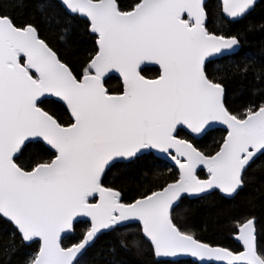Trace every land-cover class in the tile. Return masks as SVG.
I'll return each mask as SVG.
<instances>
[{
  "label": "snow or ice",
  "instance_id": "1",
  "mask_svg": "<svg viewBox=\"0 0 264 264\" xmlns=\"http://www.w3.org/2000/svg\"><path fill=\"white\" fill-rule=\"evenodd\" d=\"M261 3L221 0L219 20L241 25ZM26 7L25 0H0V222L11 226L5 247L27 249L22 264H80L102 236L115 234L116 245L147 250L154 264H264L254 216L235 223L240 250L205 242L178 220L186 200L214 192L234 199L253 171H264V55L249 54L228 73L259 93L242 111L211 70L238 55L257 26L210 30L205 0H42L48 23L54 18L67 33L80 19L94 36V49L74 63L47 42L44 21L16 11ZM259 29L264 33V23ZM150 65L154 77L145 74ZM113 77L118 88L109 84ZM219 127L226 134L210 151L203 142ZM148 157L172 162L178 176L134 194L109 181Z\"/></svg>",
  "mask_w": 264,
  "mask_h": 264
},
{
  "label": "trees",
  "instance_id": "2",
  "mask_svg": "<svg viewBox=\"0 0 264 264\" xmlns=\"http://www.w3.org/2000/svg\"><path fill=\"white\" fill-rule=\"evenodd\" d=\"M41 2L42 0H25L27 7L16 11L18 13L23 12L27 18L33 19L37 23L44 21L45 26L42 28V35L47 42L58 50L59 54L65 59L74 63L82 62L95 47V38L86 32L84 21L77 19L73 22L69 31L65 33L61 26L55 23L54 18L48 23L49 18L41 16L39 12ZM123 2L127 5L134 3L135 0H123ZM206 5L209 11L208 26L210 30L217 33L227 34L231 32L235 34L249 23L257 26L256 31L249 34L242 41V48L238 55L216 61L211 69L217 74V78L224 77L231 105L242 111L248 100L253 98V95L258 96L259 93H253L251 88L245 86L242 81L228 75V73L231 71L233 63L243 61L249 54L257 58L264 55V33H261L259 29V25L264 23V3H261L248 20L241 25L220 22L221 4L219 0H209ZM156 72L157 68L145 69V74L148 77H154ZM119 83V80L115 77L109 82L112 88H118ZM225 134L223 130H214L203 143L208 150L213 151ZM157 172L162 175L158 179H154V173ZM177 176L178 173L174 167L162 160H153L148 157L138 165L123 166L118 177L110 175L109 181L117 183L119 186L124 187L125 191L134 194L138 190L143 191L165 181L171 182ZM252 177L251 182L244 191L233 200H227L219 193H214L203 200H186L182 205V209L187 207L188 211L178 210L179 222L195 231L205 242L228 247L232 250H240L241 246L233 240V237H235V223L238 219L254 216L259 232L258 239L264 241V171L256 169L252 172ZM136 229L137 226L133 225L128 230L126 239L129 244ZM10 231V225L0 222V264H22L25 252L28 250L24 249L23 246H18L19 250L13 254L5 247L9 243ZM79 235L78 231L74 236L67 238L64 241L65 244L74 243L79 239ZM114 237L115 234L102 236L95 246L81 258L80 264H104L106 260L113 261L114 264H154L153 257L147 250L142 254H138L135 249L125 251L116 245ZM113 246L116 247V251L114 255H110L107 250ZM102 250H104L103 255H101Z\"/></svg>",
  "mask_w": 264,
  "mask_h": 264
},
{
  "label": "water",
  "instance_id": "3",
  "mask_svg": "<svg viewBox=\"0 0 264 264\" xmlns=\"http://www.w3.org/2000/svg\"><path fill=\"white\" fill-rule=\"evenodd\" d=\"M208 1L209 0H205V3L207 4L208 3ZM219 2H220V4H221V0H219ZM231 57V56H230ZM226 58V57H225ZM148 68H157V66H154V65H150V66H148V67H146L145 69H148ZM215 130H223L224 131V129H223V127H219V128H217V129H215ZM162 161H164L165 163H167V164H169L170 166H172V167H174V165L172 164V162H170V161H168V160H162ZM175 168V167H174ZM176 169V168H175ZM176 171H177V169H176ZM177 173H178V171H177ZM214 193H219V192H214ZM213 193V194H214ZM220 194V196H222L223 198H225L221 193H219ZM208 197V196H207ZM206 198V197H205ZM225 199H227V200H233V199H228V198H225ZM191 201H194V200H191ZM66 240V239H65ZM233 240H234V242L236 243V244H238L239 246H241V248H242V245H241V243L238 241V240H236L235 239V237H233Z\"/></svg>",
  "mask_w": 264,
  "mask_h": 264
}]
</instances>
